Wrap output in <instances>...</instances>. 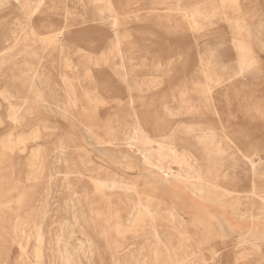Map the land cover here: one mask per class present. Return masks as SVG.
Here are the masks:
<instances>
[{
  "label": "rangeland",
  "instance_id": "obj_1",
  "mask_svg": "<svg viewBox=\"0 0 264 264\" xmlns=\"http://www.w3.org/2000/svg\"><path fill=\"white\" fill-rule=\"evenodd\" d=\"M0 3V48L19 40L0 54V264H264V160L240 154L264 152V0ZM135 122L184 154L177 175L143 163L158 144Z\"/></svg>",
  "mask_w": 264,
  "mask_h": 264
},
{
  "label": "bare ground",
  "instance_id": "obj_2",
  "mask_svg": "<svg viewBox=\"0 0 264 264\" xmlns=\"http://www.w3.org/2000/svg\"><path fill=\"white\" fill-rule=\"evenodd\" d=\"M13 1V0H12ZM18 1V0H16ZM206 1V0H205ZM1 2V0H0ZM201 3V2H200ZM199 3V4H200ZM2 3H0L1 5ZM42 2L39 1L31 10L30 12L25 16L27 21L29 22L32 18V16L38 11L41 9L42 7ZM198 5V4H196ZM203 6V5H202ZM211 6V5H210ZM192 8V7H191ZM198 8V7H197ZM109 9V8H108ZM195 9V8H194ZM199 9V8H198ZM71 11V10H70ZM160 11V10H159ZM163 11V10H162ZM109 12V11H108ZM168 12H173V11H168ZM111 15H110V27L112 28V31H113V35H114V43H115V47L117 48V50L120 52L121 51V47H122V38L120 37V30H119V20L121 19V16L120 14L113 10L112 12L110 11ZM178 13V12H177ZM180 13H182L180 11ZM188 16V15H187ZM64 17V15H63ZM191 18V17H190ZM69 19V18H68ZM18 20V19H17ZM198 20V19H197ZM188 22V21H187ZM165 23V22H164ZM97 26V25H96ZM183 27V26H182ZM6 29V28H5ZM190 29V28H189ZM29 32V30H28ZM62 33V29H53L51 31H49L48 33H44L43 37H41L42 40L44 41H48V43H50L51 39H54L56 38V36H59V34ZM16 34V33H15ZM27 35V33H25ZM29 34V33H28ZM64 35V34H63ZM30 36V35H29ZM33 36V35H32ZM36 36V35H34ZM37 37V36H36ZM22 38V37H21ZM20 38V40H21ZM60 39V38H59ZM63 39V38H62ZM36 40V39H35ZM19 44V40H16L14 41L13 43H11L9 46L7 47H3V48H0V54L4 53V52H7V51H11L13 50L14 47H16L17 45ZM113 44V42H112ZM114 45V44H113ZM49 47V46H48ZM112 47V45H111ZM15 49V48H14ZM213 49V48H212ZM62 51V50H61ZM76 51V50H75ZM83 51V50H82ZM62 53V52H61ZM27 56H30L32 59L34 58L33 57V53L32 51H28L26 53ZM93 55V54H92ZM95 56V55H94ZM102 57V55H101ZM16 58V57H15ZM87 58V57H86ZM90 58V57H89ZM103 58V57H102ZM66 59V57H65ZM81 59V58H80ZM85 59V58H84ZM63 60V59H62ZM79 60V59H78ZM91 61V60H90ZM98 61V60H97ZM99 62V61H98ZM97 62V63H98ZM155 62V61H154ZM106 63V61H105ZM160 63V62H159ZM16 64V63H15ZM79 64V63H77ZM83 64V63H82ZM96 65V63H95ZM121 65V64H120ZM150 65V63H149ZM69 66V65H68ZM138 66V65H137ZM136 66V67H137ZM70 67V66H69ZM86 67V66H85ZM157 68V67H156ZM124 69V68H122ZM68 70V69H66ZM119 70V69H118ZM208 70V69H207ZM206 70V71H207ZM211 70V69H210ZM123 71V70H122ZM205 71V72H206ZM212 71V70H211ZM213 72V71H212ZM144 74V73H143ZM208 74V72H207ZM88 75V74H87ZM123 75H124V72H123ZM206 75V74H205ZM18 76L16 75H13L11 78L12 79H15L17 78ZM86 77V76H85ZM70 78V77H69ZM126 78V77H125ZM212 78V77H211ZM35 78H33L32 80H34ZM74 78H72L73 80ZM86 79V78H85ZM20 78L17 79V81L19 82ZM64 80V78H63ZM67 80V79H65ZM207 80V79H206ZM217 80V79H216ZM212 81V80H211ZM218 81V80H217ZM66 82V81H65ZM78 82V81H76ZM82 82V81H81ZM218 84V83H217ZM128 85V84H127ZM202 86V85H200ZM214 86V85H213ZM11 88L14 90L15 93L18 92V85L16 83L12 84ZM127 88V87H126ZM196 88V87H195ZM205 88V90L207 89V85L203 87V89ZM201 89V88H200ZM203 91V90H202ZM128 92H129V89H128ZM182 93V92H181ZM51 94V93H50ZM200 94V93H199ZM207 95V94H206ZM127 96V95H126ZM87 98V97H86ZM95 100V99H94ZM207 100V99H206ZM96 101V100H95ZM98 103V102H97ZM132 103V102H131ZM182 103V102H181ZM91 104V103H90ZM89 104V106H90ZM95 105V104H94ZM97 105V104H96ZM130 105V104H129ZM128 105V106H129ZM92 109H96V106L95 108H92ZM132 110V109H131ZM85 111V110H84ZM131 112V111H130ZM134 112V111H133ZM256 113V112H255ZM121 114V113H120ZM119 116V115H118ZM261 117V116H260ZM133 122V120H132ZM117 123V122H116ZM136 123V122H135ZM94 124V123H93ZM105 124V123H104ZM107 124V123H106ZM126 124V123H125ZM91 125V124H90ZM97 125V124H96ZM126 126V125H125ZM131 126V125H130ZM93 127V126H92ZM102 127V126H101ZM120 128V127H118ZM177 128V127H176ZM192 129V128H191ZM91 129H89L90 131ZM127 130V129H126ZM181 130V129H180ZM185 130V129H184ZM104 131V130H103ZM106 131V130H105ZM117 131V130H116ZM130 132V131H129ZM185 132V131H184ZM203 134V133H202ZM211 134V133H210ZM209 134V135H210ZM218 134V133H217ZM119 135V134H118ZM121 135H124L123 133ZM120 135V136H121ZM201 135V134H200ZM206 135V134H205ZM215 135V134H214ZM100 136V134H99ZM106 136V135H105ZM208 136V135H207ZM8 137V136H7ZM113 137V136H112ZM119 137V136H118ZM132 139L133 140H136L137 138H143L144 137V141H146L147 143H156V145L158 144V152L157 154H154L153 151L148 150V153L146 152L144 155H143V163L146 165V166H149L151 168H154L161 176H162V179L164 181H166L167 179L169 178H172L174 175H177L176 172L174 171V168L172 167L174 163H178L179 160L181 159V161H184L185 158H184V154L182 153H179L177 152L176 150V146L174 144H163L161 141H158V140H154L152 137H150V135L148 133H146L144 131V129L142 127H140L139 123H136V126L134 125V130H133V133H132ZM206 138V137H205ZM202 139V138H201ZM220 139V137H219ZM223 139V138H222ZM112 140V139H111ZM200 140V139H199ZM207 140V138H206ZM226 140V139H225ZM198 141V140H197ZM142 142V141H141ZM196 142V141H195ZM214 142V141H213ZM219 142V141H218ZM206 143V142H205ZM143 144V143H142ZM211 145V144H210ZM227 145V144H226ZM222 146V145H220ZM201 147V146H200ZM230 147V146H229ZM228 147V148H229ZM219 149V148H218ZM221 149V148H220ZM219 149V150H220ZM241 157L244 158V160L246 161V164L250 167V169H252L253 171H255V167L258 163L262 162L264 160V152L260 149H258L257 147L253 146L251 148H249L247 151L243 152L241 151ZM156 155V156H155ZM211 155V154H210ZM214 155V154H213ZM219 155V154H218ZM209 157V156H208ZM234 157V155H233ZM255 157H257L255 159ZM220 158V157H219ZM230 159H231V155H230ZM222 160V159H221ZM235 160V159H234ZM233 162V160H231ZM230 161V162H231ZM236 161V160H235ZM228 163V162H227ZM235 163V162H234ZM229 164V163H228ZM241 164V163H240ZM243 165V164H242ZM260 165V164H259ZM245 166V165H244ZM237 167V166H235ZM194 168V167H193ZM195 171V170H194ZM252 172V171H251ZM198 177L201 176V173H198L197 175ZM201 178V177H200ZM199 178V179H200ZM213 183V182H211ZM105 189L106 191L108 192H114V191H120V190H123L126 186L125 183L123 182H120V183H117V182H110V183H106V184H101ZM146 187V186H145ZM147 188V187H146ZM145 188V189H146ZM132 189H133V192H134V196L136 197V204H134V207H137V208H142L143 211H141L140 214L136 215L135 216V221L136 222H139L142 218H144L146 215H149L150 211H148V207L145 206L143 207V204H142V196L146 197V202L147 200L151 199L148 195L146 194H143L144 190L145 189H141V187L139 188V186L136 184H133L132 186ZM143 194V195H142ZM102 198H100L101 200H103L104 202H111L112 201V196L108 193H103ZM106 215V214H105ZM109 218V219H114V220H118L119 217L118 215H109L106 217V219ZM153 233V231H152ZM155 234V233H154ZM153 234V235H154ZM156 235V234H155ZM155 237V236H154ZM156 238V237H155ZM156 242V241H155ZM155 244V243H154ZM90 251V250H89ZM156 253V252H155ZM154 253V254H155ZM168 256V255H167ZM184 264V263H182Z\"/></svg>",
  "mask_w": 264,
  "mask_h": 264
}]
</instances>
